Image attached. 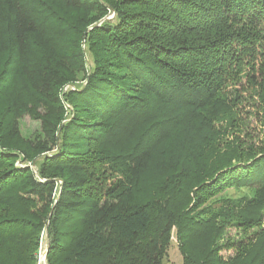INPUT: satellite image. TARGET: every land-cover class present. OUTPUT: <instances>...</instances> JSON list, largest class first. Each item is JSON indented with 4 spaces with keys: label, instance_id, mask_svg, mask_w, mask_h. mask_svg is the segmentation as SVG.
<instances>
[{
    "label": "trees",
    "instance_id": "16d2710c",
    "mask_svg": "<svg viewBox=\"0 0 264 264\" xmlns=\"http://www.w3.org/2000/svg\"><path fill=\"white\" fill-rule=\"evenodd\" d=\"M84 39L106 55L90 71ZM259 57L264 0H0V264H36L42 232L46 264H163L174 226L181 264H264V196L207 204L264 194V131L230 140L225 93ZM154 138L177 154L143 195ZM228 225L243 235L220 243Z\"/></svg>",
    "mask_w": 264,
    "mask_h": 264
},
{
    "label": "rangeland",
    "instance_id": "374dc122",
    "mask_svg": "<svg viewBox=\"0 0 264 264\" xmlns=\"http://www.w3.org/2000/svg\"><path fill=\"white\" fill-rule=\"evenodd\" d=\"M113 8V7H112ZM115 13L113 9H109L108 14L106 15V19H109L111 23L115 21ZM104 19V18H103ZM59 40H66V34H61L58 36ZM82 50L84 51V58L86 62L87 70H91L93 67V58L95 57H106L105 54L93 48L92 44L89 45V40L84 39L81 42ZM2 59L0 58V65L2 63ZM263 65V66H262ZM264 68V57H259L257 60L250 61L244 63L240 68V71H235L234 78L226 85L225 93L227 101L231 102L234 105L236 115L233 118L232 122H238L241 125V133H235V136H231V139L247 142L253 144V146L258 147L261 144V140H263V127H264V109L261 108L260 103V67ZM261 67V68H262ZM88 71V73H89ZM251 74H255L256 79L251 78ZM86 74L84 75L85 78ZM85 82V81H84ZM264 82V81H262ZM72 88V86H71ZM67 87H64L66 90ZM261 97L264 99L262 90H261ZM23 130H30L35 126V122L31 121L27 116L21 119ZM168 141L160 142L159 139L156 138L151 139L147 146L151 147L152 149V159L150 160L146 171L143 174L140 189L144 191L143 195L153 191V189L161 183L163 179L164 183L168 181L169 178L164 175L166 170H164L163 161L170 156L171 154L173 157H176L175 148L172 146V143ZM128 142L131 139L127 140ZM124 141V144L127 143ZM223 151L222 147L219 149ZM170 156V157H172ZM19 162V159L16 160V164ZM20 164V163H19ZM18 164V165H19ZM210 166V162H209ZM33 169H36L34 163L31 164ZM123 172L122 164L117 163L114 165H110L106 167V173L108 174V182L109 183V176H120ZM166 185V184H165ZM167 187V185H166ZM139 196V194H138ZM192 196V193L190 194ZM264 194L258 191H253L247 187H239L234 186L226 189L225 191L213 196L207 204L215 201L212 205L213 207H217L216 201L219 198H246L247 200L251 199L252 197H263ZM141 199H146L144 196L141 195ZM183 200V199H182ZM177 201V200H176ZM182 202V201H181ZM177 203L174 206L175 210H180L183 207L184 203H187V200H184L183 203ZM249 202V201H248ZM247 202V203H248ZM221 210H219L220 212ZM195 213V212H192ZM200 215V214H197ZM261 226L260 228L264 227V207L261 210V217H260ZM258 227L250 228L249 231H258ZM223 234L218 237V241L220 243H224L226 241H236L241 238L243 235L244 230L237 229L236 226H226L221 230ZM194 236V234H193ZM193 236L191 237V243L196 242L197 237L193 240ZM46 233L42 232L39 238V244L36 251V264H44L43 256L46 252ZM192 245V244H191ZM193 246V245H192ZM231 250H222L221 253L225 256L231 254ZM183 261L182 251L180 250V242L176 235V227L174 226L171 229L168 244L165 248L164 255H163V264H181ZM46 262V260H45Z\"/></svg>",
    "mask_w": 264,
    "mask_h": 264
},
{
    "label": "built area",
    "instance_id": "2783aa9c",
    "mask_svg": "<svg viewBox=\"0 0 264 264\" xmlns=\"http://www.w3.org/2000/svg\"><path fill=\"white\" fill-rule=\"evenodd\" d=\"M43 260H44V264H45V254H44V256H43Z\"/></svg>",
    "mask_w": 264,
    "mask_h": 264
},
{
    "label": "bare ground",
    "instance_id": "6f19581e",
    "mask_svg": "<svg viewBox=\"0 0 264 264\" xmlns=\"http://www.w3.org/2000/svg\"><path fill=\"white\" fill-rule=\"evenodd\" d=\"M46 253V252H45ZM46 255V254H45ZM45 264H46V262H45Z\"/></svg>",
    "mask_w": 264,
    "mask_h": 264
},
{
    "label": "water",
    "instance_id": "95a60500",
    "mask_svg": "<svg viewBox=\"0 0 264 264\" xmlns=\"http://www.w3.org/2000/svg\"><path fill=\"white\" fill-rule=\"evenodd\" d=\"M46 254V253H45Z\"/></svg>",
    "mask_w": 264,
    "mask_h": 264
}]
</instances>
